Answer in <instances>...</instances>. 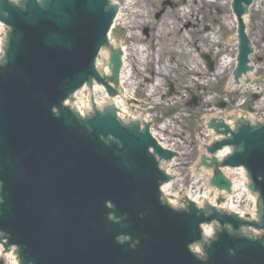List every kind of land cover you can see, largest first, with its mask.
<instances>
[{
    "label": "water",
    "instance_id": "1",
    "mask_svg": "<svg viewBox=\"0 0 264 264\" xmlns=\"http://www.w3.org/2000/svg\"><path fill=\"white\" fill-rule=\"evenodd\" d=\"M43 1L44 10L35 0H25L24 8L1 0V11L8 13V20H2L13 33L7 62L0 66V232L9 237L10 245L19 247L23 264H264V248L226 234L210 247L207 262L193 256L188 245L200 240L199 225L214 219L223 224L228 217L206 216L193 204L189 214L162 205L159 185L166 177L149 149L167 160L173 154L156 144L147 130L139 135L136 127L127 130L120 125L158 127L161 134L153 130L151 134L160 142L166 138L180 154L177 166L175 161L169 165L178 175L176 190L189 189L186 195L199 207L204 200L212 207L217 198L224 197L228 200L223 207L228 212L254 209L256 198L251 197L241 172L222 171L231 181V190L229 181L217 170L210 185L220 191L206 185L212 165L217 167L216 159L220 160L223 152L215 158L202 156L200 164L209 169L196 171L198 161L193 167L197 175L193 185L190 167L199 154L196 134L203 129L202 123L218 116L219 103L226 106L223 119L228 122L256 121L252 113L241 111L253 104L255 94L260 98L259 108H264V0L246 7L241 18L235 13L240 16L243 4L249 5L251 0H234L235 13L230 9L232 0H192L187 6L179 0H109V5L120 8L116 16L108 0ZM176 4L187 8L175 9ZM157 13L161 15L158 23L154 17ZM131 14L137 18L133 27ZM176 17L184 20L185 26ZM112 22L110 47L101 51L98 60L107 86H94L88 92L81 89L73 106L83 117L93 98L98 109L114 115L120 124L109 115L81 124L61 103L90 75L102 82L93 59L106 42ZM237 22L247 25L256 53L252 65L257 69L242 74L235 87L232 73L237 68ZM144 26L151 29L145 37L146 51L141 45L144 35H140ZM186 26L196 28L186 30L191 29ZM200 33L204 35L198 39V50L192 43ZM239 34L238 73H243L250 48L243 27ZM117 48L123 52L119 81L122 52ZM149 49L158 54L156 70L164 78L159 86L153 85L150 76L154 70L149 69ZM109 55V70L116 85L110 83ZM206 56L214 62L212 74L199 66H207L202 60ZM190 58L191 65L184 72L191 76L181 77L179 84L172 83L178 93L168 97L171 80L166 77L170 70L166 64ZM209 67L213 68L211 63ZM178 71L183 73L179 67ZM178 71L173 70L172 75L179 76ZM192 92L199 100L197 109L198 100ZM192 99L195 106H189ZM107 135L116 137L119 145L103 142ZM205 137L206 144L214 139L211 131ZM242 143L244 153L232 156L226 164L244 165L254 191L264 202V181H258V177L264 180V128L251 134L243 127L233 141H222L211 151ZM167 144L162 143L165 148L170 147ZM173 185L163 191L177 199ZM235 195L242 198L243 209L238 200L233 202ZM222 201L218 199L217 204ZM109 215L120 221H109ZM212 233L211 227L203 228L204 236ZM121 236H128L130 242L118 243ZM133 240L140 241L136 249L131 246ZM2 246L7 257L15 252L5 239L0 240ZM229 252L235 257L229 258Z\"/></svg>",
    "mask_w": 264,
    "mask_h": 264
},
{
    "label": "flooded vegetation",
    "instance_id": "2",
    "mask_svg": "<svg viewBox=\"0 0 264 264\" xmlns=\"http://www.w3.org/2000/svg\"><path fill=\"white\" fill-rule=\"evenodd\" d=\"M180 1V3H181V5H184V4H186L187 2H190L191 0H179ZM167 6L168 7H173V5L170 3V2H168L167 3ZM176 8L177 9H180L181 7L179 6V5H177L176 4ZM165 10L167 9V8H164ZM154 17H156V19H160V17H161V15L159 14V13H157V14H155V16ZM130 19H131V21H132V27L134 26V23H135V21L137 20V18L135 17V15H133V14H131L130 15V17H129ZM176 21L177 22H179V23H181V24H184V26H185V21L184 20H182L181 18H179V17H176ZM187 28H191V29H186V30H193L194 31V29L196 28L195 26H192V27H190V26H186ZM150 29L149 28H147L146 26H144L143 28H142V30H141V34L140 35H144V36H141V42L142 43H146L147 42V38H145V37H148L149 36V34H150ZM181 33H182V37L184 36V34H183V29H181ZM187 37H188V40H191L192 38L189 36V35H187V34H185ZM193 36V35H192ZM185 38V37H184ZM183 38V39H184ZM197 41H198V38H197V36H196V38H195V41L192 43V41H191V43L195 46L196 45V43H197ZM171 83V85H170V96H173V94H175L176 95V93H177V90H175V86H174V84H172V82H170Z\"/></svg>",
    "mask_w": 264,
    "mask_h": 264
},
{
    "label": "bare ground",
    "instance_id": "3",
    "mask_svg": "<svg viewBox=\"0 0 264 264\" xmlns=\"http://www.w3.org/2000/svg\"><path fill=\"white\" fill-rule=\"evenodd\" d=\"M0 38H1V29H0ZM4 250H5L4 246L0 247V260L2 259L4 261V264H19L18 259L15 257V252H13L12 255L7 257Z\"/></svg>",
    "mask_w": 264,
    "mask_h": 264
},
{
    "label": "rangeland",
    "instance_id": "4",
    "mask_svg": "<svg viewBox=\"0 0 264 264\" xmlns=\"http://www.w3.org/2000/svg\"><path fill=\"white\" fill-rule=\"evenodd\" d=\"M0 262H3V264H4V261L2 259L0 260Z\"/></svg>",
    "mask_w": 264,
    "mask_h": 264
}]
</instances>
